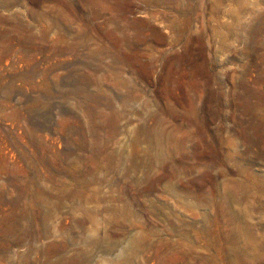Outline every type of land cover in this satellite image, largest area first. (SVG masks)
Returning <instances> with one entry per match:
<instances>
[{
  "label": "rangeland",
  "instance_id": "1",
  "mask_svg": "<svg viewBox=\"0 0 264 264\" xmlns=\"http://www.w3.org/2000/svg\"><path fill=\"white\" fill-rule=\"evenodd\" d=\"M0 264H264V0H0Z\"/></svg>",
  "mask_w": 264,
  "mask_h": 264
},
{
  "label": "bare ground",
  "instance_id": "2",
  "mask_svg": "<svg viewBox=\"0 0 264 264\" xmlns=\"http://www.w3.org/2000/svg\"><path fill=\"white\" fill-rule=\"evenodd\" d=\"M191 112V111H190ZM199 116V115H198ZM195 113L191 115L192 121L197 123L199 126H201L204 129L203 124L201 123V119L198 117ZM188 118V117H187ZM219 205V204H218ZM224 207V206H223ZM223 211V210H222ZM226 212V211H225ZM228 226V225H227ZM225 248V247H224ZM222 253V252H220ZM228 253V252H227ZM243 255V254H242ZM230 258V257H229ZM60 259V258H59ZM62 259V258H61ZM52 261V260H51ZM239 262V261H238ZM52 263V262H51Z\"/></svg>",
  "mask_w": 264,
  "mask_h": 264
}]
</instances>
